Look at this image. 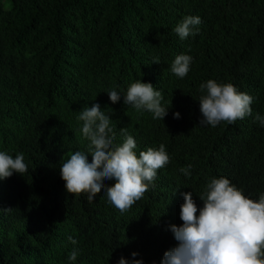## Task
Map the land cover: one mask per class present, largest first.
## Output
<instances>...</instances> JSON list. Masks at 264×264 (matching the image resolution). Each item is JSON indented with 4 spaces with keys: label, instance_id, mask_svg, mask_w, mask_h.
Listing matches in <instances>:
<instances>
[{
    "label": "trees",
    "instance_id": "obj_1",
    "mask_svg": "<svg viewBox=\"0 0 264 264\" xmlns=\"http://www.w3.org/2000/svg\"><path fill=\"white\" fill-rule=\"evenodd\" d=\"M189 15L201 18L199 32L181 40L174 28ZM179 54L193 58L183 79L171 72ZM209 79L251 95L252 114L200 125L199 85ZM137 80L171 105L164 120L124 104ZM112 89L121 93L116 103ZM96 103L116 143L123 127L137 155L164 144L170 156L124 213L103 189L91 202L67 193L60 176L71 153H87L77 117ZM257 113L264 116V0H0V151L23 153L28 165L24 176L0 181V207L11 208L0 211V264H118L121 256L131 264L132 252L142 264H161L178 243L170 225L183 223V193L202 205L199 194L220 176L254 200L264 192ZM189 164L186 177L179 170Z\"/></svg>",
    "mask_w": 264,
    "mask_h": 264
},
{
    "label": "clouds",
    "instance_id": "obj_2",
    "mask_svg": "<svg viewBox=\"0 0 264 264\" xmlns=\"http://www.w3.org/2000/svg\"><path fill=\"white\" fill-rule=\"evenodd\" d=\"M201 22L199 16L189 15L175 26L174 31L184 40L199 32ZM192 59L187 54L177 55L171 64V72L183 79L190 71ZM159 62V57L153 58V63ZM199 91L202 93L198 98L200 125L234 124L252 114L254 98L231 83L209 79L199 85ZM107 93L112 103L120 100L121 93L115 89ZM162 100L161 92L152 83L142 80L131 83L123 94L125 105L138 112L148 111L153 119L164 120L168 114L171 105L166 108ZM173 115L177 119L180 117L179 112ZM77 119L83 122L80 132L89 143L87 153L79 150L71 153L60 167L67 193L74 196L86 193L91 202L103 189L115 209L127 212L150 187H154L158 171L170 163L165 145L148 147L137 155L136 140L123 127L120 129L123 140L116 143L117 134L111 125V117L98 103L83 108ZM254 119L264 126V116L257 113ZM191 168L189 164L179 171L190 177ZM27 172L23 153L13 157L0 151V181L14 173L24 176ZM106 180L115 182L109 186L105 184ZM183 197L180 205L183 223L170 225L178 243L164 252L161 264H264V192L254 200L229 178L220 176L213 177L199 194L202 205L194 200L191 192L183 193ZM10 209L0 207V211ZM68 239L73 245L77 243L71 236ZM78 255L79 250L73 249L68 258L75 261ZM131 256V264H142L141 260L135 259L136 252ZM118 264H129V261L121 256Z\"/></svg>",
    "mask_w": 264,
    "mask_h": 264
}]
</instances>
